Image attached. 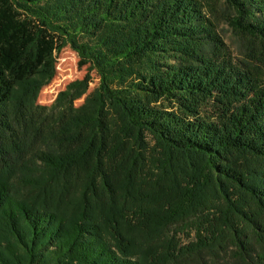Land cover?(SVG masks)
I'll return each instance as SVG.
<instances>
[{"label": "trees", "instance_id": "obj_1", "mask_svg": "<svg viewBox=\"0 0 264 264\" xmlns=\"http://www.w3.org/2000/svg\"><path fill=\"white\" fill-rule=\"evenodd\" d=\"M225 4L236 52L203 0H0V264H264V0Z\"/></svg>", "mask_w": 264, "mask_h": 264}, {"label": "rangeland", "instance_id": "obj_2", "mask_svg": "<svg viewBox=\"0 0 264 264\" xmlns=\"http://www.w3.org/2000/svg\"><path fill=\"white\" fill-rule=\"evenodd\" d=\"M206 4L212 3L214 10L209 11L210 16L219 23V30L224 36L226 42L230 45L232 50L236 52L234 39L232 37V31L230 27L224 23V15L227 7L225 0H203ZM77 53L71 48V46H65L60 52L56 53V75L52 81L44 86L39 94L38 102L42 105H51L57 98L59 92L66 88V86L77 79H82L87 73L86 66H80ZM93 79L90 90H92L98 83V76L95 72L90 73ZM89 90V91H90ZM84 98L78 100L76 104H80ZM192 235L188 230L182 232L178 230V236L183 242H188L192 239Z\"/></svg>", "mask_w": 264, "mask_h": 264}]
</instances>
